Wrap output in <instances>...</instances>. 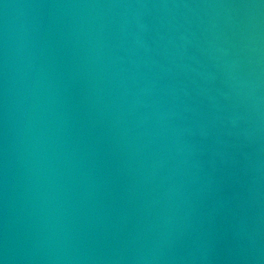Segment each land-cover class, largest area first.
<instances>
[{"label": "water", "instance_id": "1", "mask_svg": "<svg viewBox=\"0 0 264 264\" xmlns=\"http://www.w3.org/2000/svg\"><path fill=\"white\" fill-rule=\"evenodd\" d=\"M0 264H264V0H0Z\"/></svg>", "mask_w": 264, "mask_h": 264}]
</instances>
